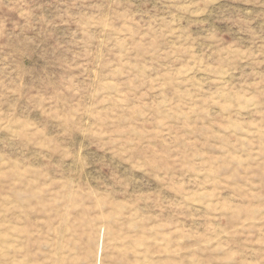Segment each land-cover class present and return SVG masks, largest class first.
Here are the masks:
<instances>
[{
  "label": "rangeland",
  "instance_id": "1",
  "mask_svg": "<svg viewBox=\"0 0 264 264\" xmlns=\"http://www.w3.org/2000/svg\"><path fill=\"white\" fill-rule=\"evenodd\" d=\"M0 264H264V0H0Z\"/></svg>",
  "mask_w": 264,
  "mask_h": 264
}]
</instances>
